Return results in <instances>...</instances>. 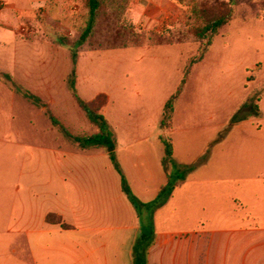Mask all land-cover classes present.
<instances>
[{
	"label": "rangeland",
	"instance_id": "1",
	"mask_svg": "<svg viewBox=\"0 0 264 264\" xmlns=\"http://www.w3.org/2000/svg\"><path fill=\"white\" fill-rule=\"evenodd\" d=\"M186 1L209 10L232 4V0ZM240 2L233 7L231 21L212 38L210 46L193 35V27L186 19L189 7L183 5L179 17L182 22L163 25L159 32H180L186 41L166 46H152V40L141 48L116 49L119 28H142L131 24L128 9L118 16L110 6L102 7L93 33L83 44L79 40L86 26L87 10L85 7L74 11L70 2L60 10L39 8L34 14L23 16L16 27L0 23L3 220L10 204L20 194L30 192L33 183L42 184L57 176L51 164L63 161L65 155L81 152L52 124L51 117L72 135L96 133L67 84L71 53L55 43L57 38L65 37L71 44H78L76 93L84 101L95 98L102 105L101 112L118 142L117 162L126 179L131 180L134 196L145 203L156 196L158 174L163 172L160 138L172 144L169 173L196 161L201 163L177 183L172 199L154 218L157 227L189 230L259 223L240 210L239 199L264 222V187L248 184V178L256 174L264 177V2ZM6 12L8 5L0 1V15ZM6 29L28 44L21 47V43L15 46L4 41ZM32 39L40 42L30 44ZM2 75L9 76L22 91L38 97L46 107L33 105L13 90ZM178 90L170 120L162 128L164 105ZM246 103L259 106L260 130L257 131L256 120H249L233 126L225 140L220 141L230 130V118ZM242 112L246 114L247 108ZM215 138L220 142H214ZM99 152L105 155L98 160L100 166H111L105 151ZM257 194L261 196L259 202L255 199Z\"/></svg>",
	"mask_w": 264,
	"mask_h": 264
},
{
	"label": "crops",
	"instance_id": "2",
	"mask_svg": "<svg viewBox=\"0 0 264 264\" xmlns=\"http://www.w3.org/2000/svg\"><path fill=\"white\" fill-rule=\"evenodd\" d=\"M0 1L8 5V12L0 15V23L4 27L18 26L23 16L32 15L42 7L60 10L70 2L74 11L85 8V0ZM179 16V8L173 0L129 1V20L143 30L159 31L163 25L176 24ZM4 31V41L15 46L21 43V47L28 44L12 30ZM34 41L40 42L32 39L29 43ZM46 44L57 49L50 42ZM14 51L16 58L17 49ZM108 100L110 104L109 96ZM260 118L259 110L257 116L251 115L239 123H230V130L220 141L225 140L233 126L249 120H256L259 131L261 127L257 120ZM217 138L214 142H220ZM159 143L163 151L160 139ZM116 144L115 153L117 140ZM90 150L93 151L90 153ZM80 151L65 155L63 161L51 164L57 176L44 180L42 184L33 183L30 192L20 194L10 204L5 220V214L1 212L0 264H134V247L141 232L137 211L123 193L120 177L111 162V166H100L98 160L105 155L99 151L104 150L89 148ZM162 170L158 174V190L167 181V174ZM248 179L249 185L264 187L263 176L256 174ZM127 181L132 185L131 180ZM41 188L42 193L38 191ZM133 189L131 186L132 192ZM16 190L19 191V186ZM260 197L257 194L256 201L259 202ZM239 201L240 210L248 217H255L259 223L224 224L204 229L198 226L189 230L159 228L154 218L164 204L153 213L154 238L145 251L146 264H264V222L261 216L249 212L244 200ZM48 214L57 215L61 224L69 228L47 223Z\"/></svg>",
	"mask_w": 264,
	"mask_h": 264
},
{
	"label": "trees",
	"instance_id": "3",
	"mask_svg": "<svg viewBox=\"0 0 264 264\" xmlns=\"http://www.w3.org/2000/svg\"><path fill=\"white\" fill-rule=\"evenodd\" d=\"M130 0H85V7L87 10L86 26L82 31L80 36L79 44H83L93 33L95 25H97V20L99 13L103 8L111 7L114 14L118 16L128 9ZM173 2L178 6L180 16L183 12V6L189 7V16L186 17L187 24L193 27V35L199 41H204L207 46L212 44V38H214L217 33L226 26L232 18L233 7L240 5L242 2L240 0H232L231 5L219 6L216 9L209 10L204 6H200L198 3L191 2L187 3L186 0H173ZM264 2V1H263ZM183 5V6H182ZM179 16V17H180ZM178 21L182 22L180 18ZM186 25V23H185ZM119 39L116 49L125 48H141L145 45L146 41H154L152 46H166L183 43L186 41L184 35L180 32L176 35L172 32H159L156 30H143L136 28H119L118 31ZM55 43L61 47L69 50L72 59L71 72L67 78V84L71 90L72 96L75 100L78 108L84 113L89 123L96 128V133L88 136H75L70 134L65 130V128L53 117H51V122L55 127H58L65 138H67L71 143L76 145L82 150L89 148L102 149L104 150L109 158V161L113 165L115 171L118 173L121 180V187L123 193L127 196L131 204L137 211L140 224L141 232L137 239V243L134 247V264H146L145 251L150 242L154 238V228H153V213L161 208L167 200L171 197L176 184L180 181H184L187 175L193 172L201 163H196L190 166L178 168L172 173L168 172V166L172 162L173 148L172 144L163 138H160V142L163 146V158L162 166L167 174L166 183L160 187L154 200L148 203L140 202L132 193L129 182L123 175L120 166L116 159V140L114 136V131L105 116L101 112L102 105H100L96 100L84 101L80 99L75 90L76 84V65L78 61V53L76 52V45L71 44L65 37H59L55 40ZM2 78L10 83L13 90L19 92L23 97H25L33 105L41 108H45L46 105L38 97L32 95L29 92L22 91L20 88L14 85L11 78L7 75H2ZM176 95L172 96L164 105L163 114L161 118V126L165 128V123L169 122L170 114L173 110L172 104ZM250 103L244 104L243 108H247V113L242 114L243 108L239 110L238 113L232 116L230 123L235 124L246 120L249 116L258 115V107L249 105ZM251 111V112H249ZM46 222L51 224H61V219L54 214H48L46 216ZM62 227L68 229L67 225L61 224Z\"/></svg>",
	"mask_w": 264,
	"mask_h": 264
}]
</instances>
